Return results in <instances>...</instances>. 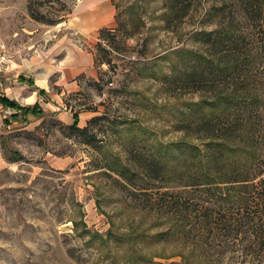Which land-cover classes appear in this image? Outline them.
<instances>
[{"label": "rangeland", "instance_id": "rangeland-1", "mask_svg": "<svg viewBox=\"0 0 264 264\" xmlns=\"http://www.w3.org/2000/svg\"><path fill=\"white\" fill-rule=\"evenodd\" d=\"M30 1L0 0V55H12L7 75L27 72L46 90L37 100L41 117L16 121L0 134L6 164L0 170V264H129L128 257L142 258L137 264H235L237 252L207 258L173 230L169 240L157 234L171 221L161 215L160 201H153L163 188L147 157L158 142L181 139L174 129L175 103L198 96L166 93L160 78L143 74L150 69L128 63L149 60V68L168 72L169 62L160 57L196 47L193 33L204 25L196 15L208 2L202 0L197 14L171 31L164 28L162 0H32L46 17L71 9L55 23L33 18ZM93 8L99 13L93 15ZM119 18L138 26L128 45L140 54H118L114 61L122 67L114 72L95 65L94 45L100 29L117 28ZM100 72L107 73L98 87L93 81ZM73 111L80 126L106 115L93 123L96 147L69 134ZM11 151L22 157L13 160ZM105 156L125 166L98 167ZM143 187L152 191L151 202L140 193ZM98 235H111L110 241L99 246Z\"/></svg>", "mask_w": 264, "mask_h": 264}, {"label": "trees", "instance_id": "trees-1", "mask_svg": "<svg viewBox=\"0 0 264 264\" xmlns=\"http://www.w3.org/2000/svg\"><path fill=\"white\" fill-rule=\"evenodd\" d=\"M201 1L162 0L164 28L174 31L185 18L196 15ZM205 1L207 7L196 15V22L204 24L193 33L196 47H181L160 57L163 63L169 62L168 72L162 67L158 71L149 68V60L128 62L150 69L151 73L143 74L160 78L166 93L198 96L197 100L175 103L174 129L181 132V139L158 142L155 152L150 151L147 157V168L163 188L153 201H160L161 215L171 221L165 232L157 234L169 240L173 230L176 239L187 248L200 247L199 252L207 258L229 251L240 255L235 264H264V0ZM28 8L33 18L49 23L71 12L65 8L63 15L46 17L32 0ZM117 22L115 29H100L94 45L95 65L105 64L114 72L122 67L114 61L118 54L126 57L130 50L140 54L139 49L128 45L138 26L132 19L126 22L119 18ZM207 22L213 24L211 29ZM103 73L107 72H100L98 81H93L95 86L104 82ZM0 103L16 110L10 116L14 121L26 122L29 115L44 114L38 103L22 106L5 95H0ZM105 116H94L80 126L79 112L73 111V122L66 128L70 135L96 147L99 139L93 123ZM3 122L12 124L6 117ZM11 152L13 160L22 157L17 151ZM103 160L98 167L125 166L113 157ZM118 174L124 176L122 171ZM143 189L140 193L151 202L152 191ZM98 237L99 246H105L111 235ZM186 257L188 260V254ZM138 260L128 257L129 264ZM145 264L153 263L146 260Z\"/></svg>", "mask_w": 264, "mask_h": 264}, {"label": "crops", "instance_id": "crops-1", "mask_svg": "<svg viewBox=\"0 0 264 264\" xmlns=\"http://www.w3.org/2000/svg\"><path fill=\"white\" fill-rule=\"evenodd\" d=\"M10 66L11 64L9 65V67ZM9 67L6 70L0 72V73L5 74V75L3 74L0 75V76H3L4 78V79H0V95H5L9 99H14L17 102H19L22 106L33 105L35 103L40 104L37 101L39 96H41L38 93V91L44 90L46 92L45 85H42V86L38 85L36 83L35 78L27 72L24 73V76L19 73H14L13 77L8 76L7 72H8ZM6 75L8 77H6ZM26 75L27 77H25ZM29 80H32L33 83L31 84ZM29 99H31V101H29ZM15 112H16L15 109L4 108L2 104L0 103V134H2L3 129L9 128L11 126V124L5 125L3 122V118L6 117L8 121L12 122V125L17 124L16 120L14 121L10 118L12 113H15ZM30 118H31V115L27 117V120H30ZM5 166L6 164H5L4 159L0 158V170Z\"/></svg>", "mask_w": 264, "mask_h": 264}, {"label": "built area", "instance_id": "built-area-1", "mask_svg": "<svg viewBox=\"0 0 264 264\" xmlns=\"http://www.w3.org/2000/svg\"><path fill=\"white\" fill-rule=\"evenodd\" d=\"M12 61V55L8 53H2L0 55V72L6 70Z\"/></svg>", "mask_w": 264, "mask_h": 264}, {"label": "bare ground", "instance_id": "bare-ground-1", "mask_svg": "<svg viewBox=\"0 0 264 264\" xmlns=\"http://www.w3.org/2000/svg\"><path fill=\"white\" fill-rule=\"evenodd\" d=\"M100 11V9H92L91 13L94 15L95 13L98 14ZM29 101H31V99H29Z\"/></svg>", "mask_w": 264, "mask_h": 264}]
</instances>
